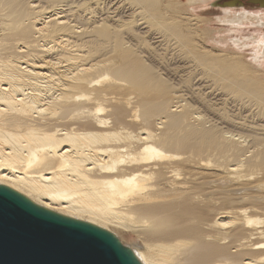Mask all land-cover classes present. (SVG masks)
<instances>
[{"label": "bare ground", "instance_id": "6f19581e", "mask_svg": "<svg viewBox=\"0 0 264 264\" xmlns=\"http://www.w3.org/2000/svg\"><path fill=\"white\" fill-rule=\"evenodd\" d=\"M210 1L0 0V185L141 264H264V78L206 48L261 70L264 9L213 5L232 44Z\"/></svg>", "mask_w": 264, "mask_h": 264}, {"label": "water", "instance_id": "95a60500", "mask_svg": "<svg viewBox=\"0 0 264 264\" xmlns=\"http://www.w3.org/2000/svg\"><path fill=\"white\" fill-rule=\"evenodd\" d=\"M245 4L264 9V0H234L233 6ZM0 264L141 262L113 233L53 212L0 185Z\"/></svg>", "mask_w": 264, "mask_h": 264}, {"label": "rangeland", "instance_id": "374dc122", "mask_svg": "<svg viewBox=\"0 0 264 264\" xmlns=\"http://www.w3.org/2000/svg\"><path fill=\"white\" fill-rule=\"evenodd\" d=\"M218 1L219 0H212L208 4H204V6L199 5L198 7H195L194 9H192V12H190V15H192L194 17H196V16L197 17H199V16L200 17H205V18H209V19L213 20V22H211L212 25H211L210 28L213 31L216 32L215 35H216V39H218V40H220L221 37L222 38L223 37L224 38H228L229 37L230 38V41L233 40V39H240V38L244 40L245 38L252 37V33H253L252 30L253 31L256 30V29H254L255 27H252V29H248L247 27H245L243 29V32L242 33H239V34L238 33H236V34L235 33H228L226 31H224V29L228 28L229 26L220 23L219 20L217 19L219 17H222V15L219 14L218 11H221V10L224 9V8H220V7L213 6ZM244 8H246V7H244ZM247 9H250V10L256 9L257 10V8H249V7ZM214 21H216V22H214ZM220 31L222 33H219ZM230 41H229V43L231 44L232 41L231 42ZM232 44H233V42H232ZM206 48H208V50H210L213 54H215L217 56H221L222 59H228L229 62L231 60H234L233 58H236L238 61L244 63L246 65L247 69L248 70L250 69V72H254V73L257 72V74L260 77L264 78V61L262 62V67L263 68H260L261 70H258L253 65L254 64L253 57H252V55H253V48L252 49H251V47L250 48L249 47H247V48L244 47L243 48V46H240L239 49H236L235 48L234 50H231L230 49L231 46H230V48L224 47L223 45L219 44L216 40L215 41H210V43L206 44ZM229 64H231V63H229ZM249 67H251V68H249ZM251 69H253V70H251ZM240 72H243V71H239V74H240ZM221 74L222 73L219 72L218 76H221ZM116 232H117V234L119 236H117L116 234H114V235L117 236V238L119 239L120 242L124 241V242H122V244L124 246L126 245V243H127L128 246L131 245V243H132V241L134 239L129 235V233L127 234V233L122 232V231H119V230H116Z\"/></svg>", "mask_w": 264, "mask_h": 264}]
</instances>
